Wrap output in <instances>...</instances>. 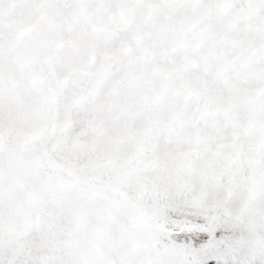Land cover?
I'll use <instances>...</instances> for the list:
<instances>
[{"label": "snow or ice", "instance_id": "1", "mask_svg": "<svg viewBox=\"0 0 264 264\" xmlns=\"http://www.w3.org/2000/svg\"><path fill=\"white\" fill-rule=\"evenodd\" d=\"M0 264H264V0H0Z\"/></svg>", "mask_w": 264, "mask_h": 264}]
</instances>
